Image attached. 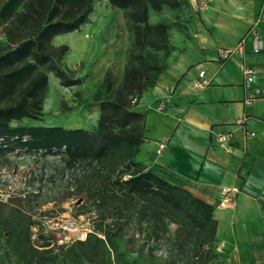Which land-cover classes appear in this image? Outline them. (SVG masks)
<instances>
[{"label":"trees","instance_id":"16d2710c","mask_svg":"<svg viewBox=\"0 0 264 264\" xmlns=\"http://www.w3.org/2000/svg\"><path fill=\"white\" fill-rule=\"evenodd\" d=\"M108 3L125 13L133 42L127 51L122 82H118L115 66L107 69L93 98L98 103L97 125L89 129L29 122L44 116L49 74H54L64 88L83 84L64 65L70 47L53 42L87 24L96 0H5L0 6V154L22 149L34 155L67 157L65 171L78 174L70 196L90 203L99 212L95 231L105 240L97 236V244L105 241L117 250V240L134 218L139 227L151 220L147 238H158L165 219L174 217L181 220L183 230L179 233L193 229L202 235L207 249L198 248L193 257L199 264H209L218 259L210 247L217 233L215 207L169 182L165 175L171 173L167 170L150 169L135 160L146 142V114L138 105L145 93L157 86L167 69L161 62L173 50L170 26L163 22L152 25L150 14L161 13L164 8L180 9L188 5L187 1ZM61 107L69 109L66 103ZM111 201L113 210L108 213ZM90 242L91 235L79 244ZM97 244L92 245L93 251Z\"/></svg>","mask_w":264,"mask_h":264},{"label":"crops","instance_id":"0c3cea01","mask_svg":"<svg viewBox=\"0 0 264 264\" xmlns=\"http://www.w3.org/2000/svg\"><path fill=\"white\" fill-rule=\"evenodd\" d=\"M205 2L186 24L189 37L171 36L167 69L138 105L146 142L135 160L167 170L169 182L215 207L213 245L224 264H264V0ZM104 41L116 46L110 56L120 53L115 39ZM202 72L208 86L196 90ZM223 133L229 145L218 142ZM160 142L166 148L157 154ZM224 188L235 193L220 207Z\"/></svg>","mask_w":264,"mask_h":264},{"label":"rangeland","instance_id":"374dc122","mask_svg":"<svg viewBox=\"0 0 264 264\" xmlns=\"http://www.w3.org/2000/svg\"><path fill=\"white\" fill-rule=\"evenodd\" d=\"M4 1L0 0V6ZM186 1L188 5L180 9L165 8L161 13L150 14L152 25L163 22L170 26L174 43L176 33L189 37L190 29L186 24L200 15L206 3V0H196L193 8L190 0ZM87 24L82 34L75 31L54 39L55 46L70 47L64 65L73 71L74 77L82 79L83 84L72 89L64 88L54 74H49L44 116L30 124L95 127L99 112L98 103L93 98L106 67L115 66L118 82H122L127 51L133 42L125 13L111 8L108 0H96L95 11ZM84 37L92 39L84 40ZM95 37L101 38L102 43L95 45ZM108 38L118 43V55H109L116 46L104 41ZM160 56H163L162 52ZM161 63L165 65V61ZM62 103H66L69 109L63 110ZM66 161L67 157L59 154L34 155L22 149L0 154V264H199L194 253L200 247L207 249L208 245L197 230L179 233L183 230L181 220L174 217L165 219L158 238H147L151 234V220L147 219L139 227L134 218L125 226L123 237L117 240V250L105 241L97 244V236L105 240L95 231L99 212L90 203L70 196L73 180L78 174L65 171ZM113 203L109 204L108 213L112 212ZM64 222L65 226L77 227L78 235L75 236L74 232L63 234L54 229L56 224ZM87 232L91 235V242L79 244L83 241L78 238ZM95 243L97 249L93 251ZM210 247L218 256L214 245ZM209 264L224 263L218 257Z\"/></svg>","mask_w":264,"mask_h":264},{"label":"built area","instance_id":"2783aa9c","mask_svg":"<svg viewBox=\"0 0 264 264\" xmlns=\"http://www.w3.org/2000/svg\"><path fill=\"white\" fill-rule=\"evenodd\" d=\"M261 48L258 47L257 50H260ZM230 53L227 51H224L222 53V56L227 58L229 57ZM245 76L247 81H252L253 77H254V71L251 69H246L245 70ZM208 86V82L205 79V73L202 72L199 75V79L194 83V88L196 90H204L206 89V87ZM136 100H134L133 102H135ZM240 123V122H239ZM230 139H231V135L227 134V133H223L217 136V140L220 144L222 145H229L230 143ZM166 148V143L165 142H160L159 146H158V150H157V154H162V152L165 150ZM235 193V190H230L227 188H224L221 190V201L219 203L220 207H224L227 203H229L232 200L233 194ZM69 225V224H68ZM68 225L65 226V222L63 224H56L54 229L60 233H65V232H74L75 236L78 235L79 231L77 227L71 226L68 227ZM90 233H84L82 234V236L80 238H78L79 241H85L88 237Z\"/></svg>","mask_w":264,"mask_h":264}]
</instances>
